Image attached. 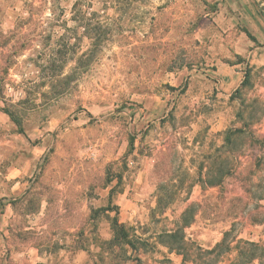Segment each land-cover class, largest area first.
<instances>
[{
	"label": "rangeland",
	"instance_id": "374dc122",
	"mask_svg": "<svg viewBox=\"0 0 264 264\" xmlns=\"http://www.w3.org/2000/svg\"><path fill=\"white\" fill-rule=\"evenodd\" d=\"M252 9L0 0V264H195L231 229L264 244V74L236 52ZM214 164L231 173L207 187ZM180 228L187 257L163 236Z\"/></svg>",
	"mask_w": 264,
	"mask_h": 264
},
{
	"label": "trees",
	"instance_id": "16d2710c",
	"mask_svg": "<svg viewBox=\"0 0 264 264\" xmlns=\"http://www.w3.org/2000/svg\"><path fill=\"white\" fill-rule=\"evenodd\" d=\"M79 5V3H75ZM246 77H249V73L246 72ZM229 139V138H228ZM231 173L230 169L217 167L215 164L208 169L205 186L216 187L222 184L224 177ZM196 204L188 206L182 214V221L184 224H189L190 221L195 217ZM118 226V234L122 240L128 245H133L131 240L128 239V233L126 228L122 224H116ZM185 227V226H184ZM181 228L176 232H165L163 234L164 240L168 245L169 249L180 255L186 257L191 252L188 250V242L185 240L181 232ZM233 230L226 231L223 239L217 243L213 248L209 250H202L198 248L199 252H196L194 259L195 264H215V262L225 255H229L235 252V258L230 261V264H250L252 261L259 259L264 264V244L253 241L235 240ZM195 252V251H194Z\"/></svg>",
	"mask_w": 264,
	"mask_h": 264
},
{
	"label": "crops",
	"instance_id": "0c3cea01",
	"mask_svg": "<svg viewBox=\"0 0 264 264\" xmlns=\"http://www.w3.org/2000/svg\"><path fill=\"white\" fill-rule=\"evenodd\" d=\"M250 13L253 17V23L250 24L249 28L243 33L244 36H241L237 44L240 51L236 50V52L242 53L241 51L250 49L251 56L249 57V67L252 68L253 72H262V74H264V17L259 14V11L255 12L253 9L250 10ZM242 16L241 18L243 20ZM231 33L230 31L228 38H230ZM249 34H251V37ZM238 65H240V63H236L230 68H223L218 71L220 75L224 76L222 79L223 82H225V90L232 89V87L236 85V81L240 79V73L236 70Z\"/></svg>",
	"mask_w": 264,
	"mask_h": 264
}]
</instances>
